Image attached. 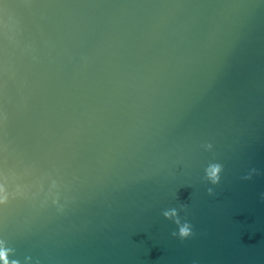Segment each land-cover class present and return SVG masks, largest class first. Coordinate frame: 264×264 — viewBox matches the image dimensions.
<instances>
[{"label": "water", "instance_id": "obj_1", "mask_svg": "<svg viewBox=\"0 0 264 264\" xmlns=\"http://www.w3.org/2000/svg\"><path fill=\"white\" fill-rule=\"evenodd\" d=\"M0 253L264 264V0H0Z\"/></svg>", "mask_w": 264, "mask_h": 264}, {"label": "clouds", "instance_id": "obj_2", "mask_svg": "<svg viewBox=\"0 0 264 264\" xmlns=\"http://www.w3.org/2000/svg\"><path fill=\"white\" fill-rule=\"evenodd\" d=\"M220 171L219 166H214L211 171H210V175L213 177L214 180L218 179L217 173ZM181 234L182 235H188V229L187 228H183L181 230ZM5 254L4 253H0V257H4ZM5 264H7V260L5 258Z\"/></svg>", "mask_w": 264, "mask_h": 264}]
</instances>
